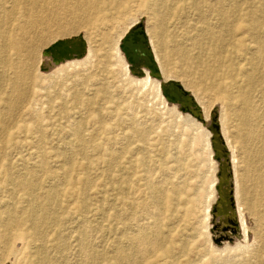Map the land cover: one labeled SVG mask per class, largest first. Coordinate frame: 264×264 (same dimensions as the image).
Returning a JSON list of instances; mask_svg holds the SVG:
<instances>
[{
    "label": "rangeland",
    "instance_id": "374dc122",
    "mask_svg": "<svg viewBox=\"0 0 264 264\" xmlns=\"http://www.w3.org/2000/svg\"><path fill=\"white\" fill-rule=\"evenodd\" d=\"M40 1L0 4V264H39L42 258L48 264H122L118 258L125 253L129 258L123 264H264V204L257 209L261 222L251 211L245 214L249 227L260 234L257 239L251 233L247 241L235 197L236 178L242 204L264 194L258 182L264 177V59L249 50V44L259 45L245 26L253 15L264 24V0H225L235 14L231 27L239 41L222 43L221 53L214 51L211 34L231 32L207 0H148L147 5L105 0L109 13L92 23L82 21L89 18L85 14L74 19L62 0ZM32 15L55 16L56 23L24 35ZM105 18L113 19L109 27ZM134 22L149 30L148 51L153 55L154 48L165 74L195 94L210 116L217 110L218 151L209 148L203 129L169 107L162 92L160 96L132 75L130 67L125 69L131 63L116 48ZM64 26L67 36L61 33ZM43 35L47 37L33 56L9 47L17 37ZM76 35L88 42L90 57L42 70L48 64L44 49ZM260 35L264 38V27ZM250 75L257 106L251 127L243 123L246 111L240 102ZM248 128H254L248 144L252 166L242 154ZM213 136L211 132V142ZM243 167L251 168L249 182L243 179ZM221 173L228 183H222ZM221 183L227 199L221 196ZM218 201L234 212L237 235L227 222L230 212L215 209H223ZM33 218H45L37 237L31 234ZM12 220L20 223L15 227L21 240L17 248L23 251L9 260L3 239ZM138 229L146 230L148 238L135 248Z\"/></svg>",
    "mask_w": 264,
    "mask_h": 264
},
{
    "label": "bare ground",
    "instance_id": "6f19581e",
    "mask_svg": "<svg viewBox=\"0 0 264 264\" xmlns=\"http://www.w3.org/2000/svg\"><path fill=\"white\" fill-rule=\"evenodd\" d=\"M3 0H0V4ZM44 1V0H43ZM43 1H40V2H43ZM56 1V0H55ZM54 1V2H55ZM142 2H144L145 5H147L149 2L148 0H141ZM208 1V6L210 8V10H212L213 13L217 14L218 18L220 19V21L222 22L223 26L230 29L229 31L231 33H221V34H211L212 35V40L216 43L215 45V49L214 51L217 52V53H221L222 50H221V45L222 43L225 45V42L229 39H238V35L234 32H232V27H231V21L235 18V14H231L230 10H228L226 8V4H225V0H207ZM62 2L64 3V5L66 6L67 9H69L68 11L71 12V14H73L72 17H74V19H77L78 17H80L81 15L80 14H85L86 16H88L89 18L86 19V20H82L84 21L85 23H92L94 21H97L98 17L103 15L104 13L108 14L109 13V8H105V0H62ZM61 2V3H62ZM158 2V1H157ZM49 3V2H48ZM51 3V1H50ZM52 3H53V0H52ZM62 3V4H63ZM233 3V2H232ZM11 4V3H10ZM42 4V3H41ZM40 4V5H41ZM229 4V3H228ZM49 4H47L48 6ZM52 5V4H50ZM62 5V7L64 6ZM42 6V5H41ZM59 6V5H58ZM229 6V5H228ZM52 7V6H51ZM57 7V6H56ZM1 8V7H0ZM14 8V7H13ZM27 8V7H26ZM48 8V7H47ZM60 9V6L59 8ZM49 10V9H48ZM57 10V9H56ZM61 11L63 10V8L60 9ZM46 11V10H45ZM40 12V11H39ZM53 12V10H52ZM58 12V11H57ZM49 13V12H48ZM63 14V12H61ZM28 14V13H27ZM44 14V12H43ZM41 14V15H43ZM57 14V13H55ZM40 15V14H39ZM53 15V14H51ZM61 15V14H60ZM80 15V16H79ZM84 15V16H85ZM62 16V15H61ZM60 16V17H61ZM70 16V14L68 15ZM55 16H51L52 19H49V18H41L40 16H35V15H32L31 16V21L30 23L27 24L26 27H24L22 29V32L24 35H26L28 33V30L29 29H32V28H36V29H42L43 32L45 30H47L48 27H50V25L54 22L56 23V21H54ZM63 17V16H62ZM83 18V17H82ZM73 19V18H72ZM71 19V20H72ZM84 19V18H83ZM251 21L248 22L247 25H245L247 27V29L249 30V33H250V36L252 38H255L256 41L258 42L257 45H259V47H257L256 45H251L249 44L248 48L250 51L252 52H255V57L256 58H259V59H264V38L260 35L261 33V30L263 29L264 27V24L260 22V18L257 17L256 15H253L251 18ZM59 20V19H57ZM78 20H80L78 18ZM24 21V20H23ZM62 21V20H61ZM126 21V20H125ZM10 22V21H9ZM58 22V21H57ZM66 22V21H65ZM72 22V21H71ZM79 22V21H78ZM103 22L106 23V26H110V24L113 22V19H109V18H105L103 20ZM24 23V22H23ZM59 23L61 24V22L59 21ZM58 23V24H59ZM67 23V22H66ZM73 23V22H72ZM135 23V22H134ZM25 24V23H24ZM71 24V23H70ZM136 24V23H135ZM134 24V25H135ZM218 24V22H217ZM83 25V24H82ZM237 27L236 28H240L242 26V23H238L237 22ZM59 26V25H58ZM112 26V25H111ZM211 26V25H210ZM61 27V26H60ZM71 28V27H70ZM60 29V28H58ZM77 29V28H76ZM55 30V29H54ZM56 31V30H55ZM127 31V29H126ZM144 31H145V34H147V37H149L148 39L150 40V35H149V30L144 28ZM147 31V32H146ZM7 32V31H6ZM36 32V31H35ZM41 33V32H40ZM61 33L63 36H67V33H68V30H67V27L64 26V28H62L61 30ZM35 34V33H34ZM49 34V33H48ZM55 34V33H53ZM126 34V33H125ZM124 34V35H125ZM39 35V34H38ZM123 35V36H124ZM52 36V35H51ZM122 36V37H123ZM8 37V36H7ZM47 37V35H46ZM45 35L43 36H38L37 38H26L25 36L22 37V38H16L15 40H13L9 47L13 50H15L16 52H22L24 50H27L29 55H35V52H36V49H37V46L38 44H40L41 42H43L45 40ZM83 37V36H82ZM52 38V37H51ZM84 39V37H83ZM85 40V39H84ZM119 41V40H118ZM236 41H239V40H236ZM85 43H86V50H85V53L80 56V57H72V58H69V59H63L61 60L60 62H57V63H53L54 66L56 67H59L60 65H63V64H66V63H78L81 59H83L84 57H86V54H87V57H90L91 55V49L89 47V45H87L88 42H86L85 40ZM152 43V41H151ZM152 45V44H151ZM217 46V47H216ZM89 47V48H88ZM224 51H225V46H224ZM5 50V49H4ZM121 48H116V51L117 53L120 55L121 58L124 59L122 53H121ZM230 51V49H229ZM25 52V51H24ZM226 52V51H225ZM249 54V53H248ZM133 56L136 58V63L141 67V69L143 70V74L141 76H137V75H134L131 70L130 72L132 73V75H134L136 78L140 79V81L144 84V86H151L153 88H155L157 90V92L160 94L161 96V84L163 82H166L168 80H171V78L168 77V75L165 74V70H164V66L160 64L159 60H158V55L156 54L154 48H153V59L155 60V63H156V66L157 68L159 69V73L161 74V79H157L155 77H153L151 75V71L146 68V67H143L144 65V62L147 60V56L145 54V49L144 47H142L141 45H137L136 46V49H135V52L133 54ZM43 57L44 59H46V62L48 63H52V58L49 56V55H45L43 54ZM159 62V65L158 66V63L157 61ZM2 61V60H1ZM75 65V64H74ZM137 65V66H138ZM125 69L129 72V67L128 66V63L124 65ZM162 70V73H161V70ZM50 68V67H49ZM55 68V67H54ZM5 69V68H4ZM251 71V70H250ZM5 72V71H4ZM130 73V74H131ZM167 73V72H166ZM4 74V73H3ZM248 88L246 90H244L243 94H241V99H240V102H241V105L243 107H245V111H246V116L244 118V121L243 123L246 124V125H251L250 124V118H252L255 114V111L257 110V106L254 104V101H253V87H254V80H253V77L250 75L249 78H248ZM30 84V83H29ZM186 90L189 91V89L184 85L183 86ZM163 96V94H162ZM193 96L195 101L197 102L199 108L201 109V116L203 117V121L197 119L195 116H193L192 114L188 113V112H185V111H181L180 108H179V103H175V102H171L169 101L166 97H164L167 101V103L171 104V106L169 105V107H172L174 108V110H179L180 112H182V116L184 117V119H186V121L190 122V123H193L194 125L198 126L199 128L203 129V133L205 134L208 142H209V148L212 147V148H215L214 151L217 150V148H219V144L217 143L216 140H214V142H211V132H213V130H211V128H209V125H208V122L211 118L210 114H209V111L208 109L202 105L199 101V98L196 97V95L194 94ZM261 97V96H260ZM25 98V97H24ZM161 98V97H160ZM229 99V98H228ZM227 99V100H228ZM169 101V102H168ZM233 100L230 99L229 100V103H231ZM257 101V100H256ZM183 103V102H181ZM253 115V116H252ZM220 119V118H219ZM218 120V119H217ZM253 122V121H252ZM219 124V122H218ZM144 125V124H143ZM220 127V125H219ZM251 127V126H250ZM249 127V128H250ZM254 127V126H252ZM247 129L245 130L246 132V137L243 139L244 141L246 140V145H245V142H244V145H243V152L242 154H244V156L247 157V161L250 163V165L252 166V163H251V149L249 150L248 149V144L251 142V140L253 139V131L251 129H254V128H251V129ZM258 129V128H256ZM211 131V132H210ZM244 134V133H243ZM242 134V135H243ZM244 136V135H243ZM214 138H216L214 136ZM242 138V137H241ZM225 140H226V143H227V146L229 148V150L231 151V157H232V161H233V168H235L234 166V159H235V153L232 152L234 151L233 148L230 146L228 140L226 139L225 137ZM254 141V140H253ZM211 142V144H210ZM207 143V142H206ZM254 143V142H252ZM256 143V142H255ZM241 144V143H240ZM257 144V143H256ZM260 144V143H259ZM253 145V144H252ZM251 146V144H250ZM252 148V147H251ZM71 149V148H70ZM241 149V148H240ZM254 149V148H253ZM218 151V150H217ZM213 152V151H212ZM210 154V153H209ZM213 154V153H212ZM254 154V153H253ZM260 154V153H259ZM195 155V154H194ZM240 155V154H239ZM39 161V160H38ZM245 161V160H244ZM253 161V160H252ZM257 161V160H256ZM248 164V163H247ZM221 165H223L221 163ZM249 165V166H250ZM244 166V165H243ZM254 167V166H253ZM237 168V167H236ZM235 168V169H236ZM244 169V167H243ZM246 169V173H245V177L243 178L244 181L246 180V182L250 181L251 177L249 176V173L251 174V168L250 167H247L245 168ZM244 169V170H245ZM221 170L224 171L225 169H223L221 167ZM235 171V170H234ZM243 171V170H242ZM154 172V171H153ZM37 173V172H36ZM156 173V172H155ZM253 173V172H252ZM152 174V173H151ZM236 174V172H235ZM221 175H223V178H222V183H226L228 180L226 179V176L224 173H221ZM149 176V175H148ZM167 176V175H166ZM254 177V176H253ZM257 177V176H256ZM151 178V177H150ZM239 178H236V203H237V210H238V215H239V219H240V224H241V232L243 233V236L245 238V240L248 239V237L250 236V234L252 233L255 238H259V235H258V231L259 230H252L251 228L253 227H249V225L247 224V219H246V215L247 213H251V215L255 218L256 222H261V220L263 218L260 217V213L258 212V206L264 204V194H263V199L261 200H255L254 203H250L249 205L247 204H242L241 203V200L239 198V195H240V192H239V181L238 180ZM152 180V179H151ZM161 181V180H160ZM219 179L215 181V184H214V187L215 185L217 186V184H219ZM243 181V182H244ZM155 182V181H154ZM259 184L260 185H264V177H260L259 179ZM162 183V182H161ZM165 183V182H164ZM222 183H221V186L219 187L222 192H221V196L224 198H226V195L224 194L225 190L223 187H222ZM61 184V182H60ZM246 184V183H245ZM248 184V183H247ZM64 185V184H63ZM54 186V185H53ZM162 186V185H161ZM247 186V185H246ZM262 187V186H261ZM217 188V187H216ZM150 189V188H149ZM151 191V190H150ZM247 191V190H246ZM246 191L244 190V193H246ZM137 193V192H136ZM242 193V192H241ZM57 194V193H56ZM54 194V195H56ZM152 194V193H151ZM227 194V193H226ZM56 198V197H55ZM43 199V198H42ZM52 199V198H51ZM213 200V199H212ZM214 201H217V198L214 200ZM219 204H222L223 206V209L218 207V209H216L217 211H219V213L221 214H225V213H229L230 210L228 209V207L225 206V203L222 202V201H218ZM3 206V205H2ZM37 206V205H36ZM112 207V206H111ZM149 207V206H148ZM1 208V207H0ZM44 212L47 210V206H43L41 208ZM210 210V209H209ZM221 210V211H220ZM251 211V212H250ZM263 211V210H262ZM261 211V212H262ZM151 213V212H150ZM160 214V212L158 213ZM246 214V215H245ZM35 216V215H34ZM248 216V215H247ZM158 217V216H157ZM142 219V218H141ZM44 221H45V218L44 219H38V218H33L31 220V223H32V228H31V234L32 236H38L39 234H41V227L42 225L44 224ZM123 221V220H122ZM153 221V220H152ZM140 222V221H139ZM150 222V220H149ZM160 222V221H159ZM141 223V222H140ZM146 223V222H145ZM238 223V222H237ZM257 223V224H258ZM20 224V223H19ZM18 221L16 220H12V222H9L7 223L6 227L8 228L7 232L4 234V239H3V243H4V256L6 258H8L9 260L10 259H13L15 257V255H18V253L20 254L23 249H18L17 248V245L20 243L21 240H19V235H18V228H15L17 227L18 225ZM143 224V223H142ZM147 224V223H146ZM155 224V223H154ZM157 224V223H156ZM139 225V224H138ZM137 225V226H138ZM141 226V225H140ZM149 227L148 225H145V227ZM19 227V226H18ZM155 227V226H154ZM259 227V226H258ZM87 228V227H86ZM138 228V227H137ZM142 228V227H141ZM144 228V226H143ZM85 229V228H84ZM92 229V228H91ZM95 229V228H94ZM154 229V228H153ZM261 229V227H260ZM86 230V229H85ZM84 230V231H85ZM137 230V229H136ZM145 230V229H144ZM150 230V229H149ZM22 231V230H21ZM133 231V230H132ZM146 231V230H145ZM143 232L142 229L139 230L138 229V235L137 237L132 240V246L135 247V248H140L146 241H147V233L146 232ZM158 231V230H157ZM88 232V231H86ZM239 232V231H238ZM83 233V232H82ZM146 233V234H145ZM260 233V232H259ZM90 234V233H89ZM151 234V233H150ZM86 235V233H85ZM157 235V234H156ZM253 236V237H254ZM64 237V236H62ZM152 237V236H151ZM33 238V237H32ZM35 238V237H34ZM84 238V237H83ZM262 240H263V243H264V237H261ZM66 239V238H65ZM157 239V238H156ZM90 240V239H89ZM154 240V239H153ZM249 240V239H248ZM247 240V241H248ZM260 240V239H259ZM152 241V239H151ZM150 241V242H151ZM261 241V240H260ZM42 242V241H41ZM156 242V240H155ZM149 243V242H148ZM154 243V241H153ZM227 243V242H226ZM20 245V244H19ZM148 245V244H147ZM152 245V244H151ZM225 245V248H229V244H224ZM236 245L237 247H239L241 245L240 242H236ZM126 246V245H125ZM156 247V244L154 245ZM244 246V245H242ZM154 247V248H155ZM231 247V246H230ZM236 247V246H235ZM87 248V247H86ZM144 248L146 249L147 246H144ZM231 249V248H230ZM238 249V248H237ZM143 250V249H142ZM141 250V251H142ZM147 250V249H146ZM145 250V251H146ZM61 251V250H60ZM133 251V250H132ZM138 251H140V249H138ZM137 251V252H138ZM152 251H153V247H152ZM243 251V250H242ZM89 253V252H88ZM125 253V252H124ZM83 254V253H82ZM129 254V253H128ZM125 253V256L124 257H119L118 260L120 262H122V264L124 263V261L128 260L129 258V255ZM133 254V253H132ZM88 257V256H87ZM42 258V257H41ZM143 258V257H142ZM85 259V258H84ZM134 259V258H133ZM70 260V259H69ZM130 260V259H129ZM125 261V262H126ZM133 261V260H132ZM84 262V260H83ZM92 263V262H91ZM129 263V262H127ZM39 264H48L47 262V259L46 258H42L39 260Z\"/></svg>",
    "mask_w": 264,
    "mask_h": 264
},
{
    "label": "water",
    "instance_id": "95a60500",
    "mask_svg": "<svg viewBox=\"0 0 264 264\" xmlns=\"http://www.w3.org/2000/svg\"><path fill=\"white\" fill-rule=\"evenodd\" d=\"M135 42L138 43L135 44ZM137 45H141L142 47H144L145 54L147 56V60L144 62L143 67L148 68L151 71V75L153 77L161 79V74L159 73V69L157 68L155 60L153 59V55L151 54V52L148 51L144 26L142 22H137L132 28H130V30L123 36L120 43V48L124 52L125 58L131 63V72L134 75L141 76L144 72L141 67L136 63V58L133 56ZM85 50L86 43L82 35H76L71 38L56 40L44 49V54L49 55L52 58V63H43L41 65V69L46 70L51 66V64L60 62L63 59L80 57L85 53ZM161 92L163 96H165L169 101L179 103V108L181 111L188 112L195 116L197 119L203 121V117L200 113L201 110L195 102L194 96L188 90H186L179 81L168 80L166 82H163L161 84ZM208 125L209 128H211V130H213L214 132L213 134L216 137L214 138L213 136L214 140H216L219 144L220 140L219 136L217 135L219 130V124L217 122L216 109L213 110ZM224 166L225 164H223L221 167L225 169ZM228 182L229 180L226 183ZM227 186H229V184ZM228 192L231 193V190H228ZM227 197L228 196L226 194V199ZM229 199L232 200V196H229ZM215 209H218V207L215 206ZM230 215L232 217L229 218L227 222L234 226L233 231H235L237 235L239 231L237 219L233 211L230 212ZM229 239L232 238L229 237Z\"/></svg>",
    "mask_w": 264,
    "mask_h": 264
}]
</instances>
